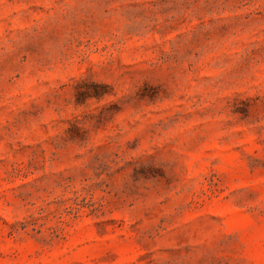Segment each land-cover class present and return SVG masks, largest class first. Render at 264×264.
<instances>
[{
    "label": "rangeland",
    "instance_id": "rangeland-1",
    "mask_svg": "<svg viewBox=\"0 0 264 264\" xmlns=\"http://www.w3.org/2000/svg\"><path fill=\"white\" fill-rule=\"evenodd\" d=\"M0 264H264V0H0Z\"/></svg>",
    "mask_w": 264,
    "mask_h": 264
}]
</instances>
